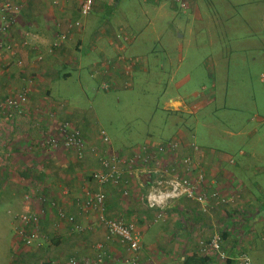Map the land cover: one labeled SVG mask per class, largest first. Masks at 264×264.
<instances>
[{
	"label": "crops",
	"instance_id": "1",
	"mask_svg": "<svg viewBox=\"0 0 264 264\" xmlns=\"http://www.w3.org/2000/svg\"><path fill=\"white\" fill-rule=\"evenodd\" d=\"M5 1L15 3L20 8L7 33L12 51H0V102L5 96L20 91L24 85L29 92L23 114L15 116L13 122L0 119V222L7 224L6 215L13 210H20L24 191L28 188L32 191L31 187L35 186L33 191L45 198L41 203L34 202L33 208L42 211L40 229L47 240L39 248L26 247L14 238L11 241L3 231L0 232V264H36L41 261L44 264L45 260L60 261L71 256L91 263L98 252L95 250L96 244H101L105 252L104 264H129L126 262V244L117 238L106 239L104 230L97 226L88 232L75 231L56 216L55 208L58 207L67 215L73 214L77 224H90L95 213L81 212L78 201L82 200L85 191L99 189L105 194L106 215L131 224L140 232L141 247L137 264H203L201 255L197 254V240L210 236L214 227L223 232L222 246L231 256L238 246L235 240L237 236L245 234L250 228L264 232V186L258 181L264 173V167H257L254 163L256 156L251 151L241 148L235 152L222 151L198 146L193 141V130L188 124L191 122L189 118L195 117L198 108L214 100L215 96L213 85L216 84V73L213 64L210 67L213 72L209 73L208 79L200 80L199 90L191 89L186 93L182 90L199 75L189 69L193 66L188 60V50L192 46L182 51L184 30L187 34L196 32V27L206 22L203 15L193 8L185 16L183 29L177 30L180 41L174 45L176 48L172 50L173 44L171 48L160 47L162 51L159 54L163 56L164 63H173L169 80L178 78L179 92L164 101L168 117L171 118V127L174 128L172 134L160 140L147 138L128 146L112 141L109 142L111 148L108 151L130 156L140 144L176 140L177 148L172 154L157 156L160 166H174L182 157L190 156L194 165L187 175L194 176L197 171H201L205 176V192L216 190L223 196H238L240 201L227 210L221 205H214L208 213H203L195 200L182 197L172 201L155 222L147 223L158 211L144 205L145 174L139 171L129 174L122 165V182L105 184L100 188L89 176L91 171L100 168L92 154L86 153L82 158H77L71 150H42L38 145L42 136L54 134L60 123L68 122L79 129L87 142L107 150V145L99 137V130L103 128L93 126L91 118L79 103L81 99L76 98L75 101L66 96L70 90L66 80L70 78L71 69L80 74L84 67L89 79L95 80L97 90L104 79L112 84L103 91L131 87L134 74L138 70L148 69V62L143 57L146 53L139 52L135 42L138 35L127 31L125 25L108 12L111 5H116L115 0H93L92 10L86 16L80 15L78 11L82 0H0V5ZM74 20H79L78 27L70 25ZM209 20L220 21L216 14L210 15ZM230 24L226 29L235 26L234 23ZM122 33L128 35V39L124 40ZM60 35L64 36L63 40L58 39ZM157 40L160 44L161 38ZM56 42H60L59 46H53ZM171 50L177 58L176 64ZM207 54L197 58L194 56L192 60L197 66L207 67L208 62L216 60ZM152 55L155 64L163 69V63L157 61L158 55L154 50ZM17 60H21L22 64L17 65ZM101 60L111 61L107 75L93 71ZM205 81L211 84V88H206ZM192 97L195 99L190 100ZM69 100L74 103L71 104ZM243 121L241 124L244 123V126L251 123V119ZM255 130L252 128L248 132L252 135ZM226 134L228 137L234 136L232 131ZM124 188L129 191L127 194ZM245 200L246 205L243 204ZM246 247L255 262L264 263V239L256 237ZM53 248L55 251L52 253L56 254V258L49 255ZM64 254L68 255L67 258H63ZM208 264H232V260H213Z\"/></svg>",
	"mask_w": 264,
	"mask_h": 264
},
{
	"label": "rangeland",
	"instance_id": "2",
	"mask_svg": "<svg viewBox=\"0 0 264 264\" xmlns=\"http://www.w3.org/2000/svg\"><path fill=\"white\" fill-rule=\"evenodd\" d=\"M184 1L188 6L185 11H182L173 0H115L116 5H111L108 12L125 25L127 31L138 35L135 42L138 44V51L146 53L143 57L148 62V69L138 70L134 74L131 87L110 91H103L99 87L97 90L95 80L89 79L84 67L80 70V74L71 69L70 78L66 80L70 88L66 96L75 101L76 98L81 99L79 103L91 118L93 126L103 128L110 143L113 141L115 144L128 146L141 143L147 138L160 140L169 137L174 128L171 127V118L168 117L164 101L179 92L178 78L169 80V71L173 63H164L163 56L159 52L162 51L161 46L171 48L173 44L172 50L176 48L174 45L180 41L177 30L183 29L185 16L194 8L197 13L205 17L206 22L203 26L199 24L196 27V32L199 34L195 31L193 34H187L184 30L185 39L181 44L182 51L187 46H192L188 50V60L193 66L189 69L199 75L188 82V86H184L182 90L183 93L191 89L199 90L200 80L206 77L208 79L209 73L213 72L210 68L212 64L216 73V84L213 85L214 100L198 108L195 117H188L191 120L188 124L193 130V141L198 146L222 151L235 152L237 148L251 151L256 156L254 163L257 167H264V0ZM214 14L220 21L209 20L210 15ZM230 23H234L235 26L226 29V26H231ZM159 37L160 44L157 40ZM228 48H230L229 52ZM153 50L158 55L157 61H162L163 69L155 64ZM172 50V59L176 64L177 58L174 57ZM207 50H209L208 54ZM196 51L200 52L195 53ZM206 54L216 59L213 63L208 62L207 67L197 66L192 60L194 56L197 58ZM205 86L211 88V84L207 81ZM69 102L74 103L71 100ZM0 119L5 122L14 121L12 118L0 117ZM244 119H251V123L244 126V123L241 124ZM242 126L244 127L240 130ZM252 128L256 130L250 135L248 130ZM222 130L226 131L221 132ZM229 131L234 133L233 137H228L226 133ZM109 144L105 145L107 150L111 148ZM258 181L264 186V173L259 176ZM34 187H31L32 191ZM243 204H247L246 200ZM16 211L19 210H13L6 215L7 224L0 222V232L3 231L11 241L13 238L17 241L12 219ZM254 230L258 239L260 233L264 235V232ZM52 251L54 252L55 249L53 248L49 255L56 258V254ZM66 252L68 251L65 247L64 253ZM251 260L252 264H259L255 262L254 257H251ZM43 262L62 264L65 260L49 259ZM36 264H42V261Z\"/></svg>",
	"mask_w": 264,
	"mask_h": 264
},
{
	"label": "built area",
	"instance_id": "3",
	"mask_svg": "<svg viewBox=\"0 0 264 264\" xmlns=\"http://www.w3.org/2000/svg\"><path fill=\"white\" fill-rule=\"evenodd\" d=\"M173 1L178 4L182 11H185L188 7L184 0ZM92 6L93 0H82L78 8L79 14L82 16L88 15L92 10ZM19 8V5L8 1L0 5V51L3 53L12 51V47L7 40V33L14 22V17L18 13ZM70 25L78 27L80 22L79 20H74ZM122 34L124 40L128 39V35ZM63 38V35L58 37V39L62 40ZM59 44L60 42H56L53 46H59ZM16 64L21 65V60H17ZM110 64V60L98 61L93 71L107 75ZM111 84L110 81L104 79L100 81L99 88L106 90L110 88ZM28 92V87L24 86L20 91L5 96L0 102V115L6 119H13L15 116L23 114ZM99 137L104 145L109 144V138L103 129L99 130ZM38 145L42 150L68 149L74 152L77 158H82L86 153L92 154L99 163L100 168L91 171L89 176L100 188L105 184H119L122 182V165L125 166L124 170L129 174L132 172L134 174L138 171L145 174L147 183L143 193L144 205L148 209L158 211L153 215L154 217L146 221L147 223L155 222L172 201L182 197L195 200L203 213H208L214 205H221L227 210L240 201L237 199L238 196H223L216 190L205 192L203 187L205 176L201 171H197L194 176L187 175L194 165L190 156L182 157L174 166H160L157 156L160 154H172L177 148V141L173 139H167L158 144L143 143L134 149L130 156H122L90 144L85 140L78 128L68 122H62L57 126L54 134L42 136ZM191 145L196 149L194 144ZM123 191L125 194L129 192L127 188H124ZM42 201H45L44 196H40L31 190L24 191L22 195V207L12 218L14 235L21 245L39 248L47 240V236L40 229L42 211L41 209L33 208L34 202L36 204ZM78 202L80 203L78 204L81 212L95 213L94 219L90 224L85 226L77 224L75 221L76 217L73 214L67 215L58 207L55 208L56 216L71 225L75 231L88 232L93 230L95 226L103 229L106 239L115 237L126 244L128 252L126 262L137 264L141 247L140 232L133 225L125 224L121 220L106 215L104 192L101 189L94 192L85 191L82 200ZM50 204L55 206L52 201H50ZM256 237L257 233L253 228L247 230L245 234L242 233L237 236L238 246L234 255L231 256L222 248L221 230L218 227H214L210 236L197 240V253L214 261L226 262L231 259L232 264H252L246 245L250 246L256 240ZM260 239H264V235L261 233ZM95 250H98V252L91 263L71 256L62 264H104L106 255L102 250V245L96 244Z\"/></svg>",
	"mask_w": 264,
	"mask_h": 264
},
{
	"label": "trees",
	"instance_id": "4",
	"mask_svg": "<svg viewBox=\"0 0 264 264\" xmlns=\"http://www.w3.org/2000/svg\"><path fill=\"white\" fill-rule=\"evenodd\" d=\"M249 230V229H248ZM247 231V230H246ZM223 232L221 231V238H222V240H223V237H224V235L222 234ZM235 240L236 241H238L237 240V238H235ZM223 242V241H222ZM238 243V242H237ZM222 248L224 249V247L222 246ZM225 250V249H224ZM226 251V250H225ZM228 253V252H227ZM198 254V253H197ZM202 257V259H203V264H208V262L209 261H213V260H211V259H207L205 256H201ZM44 264H46V263H44Z\"/></svg>",
	"mask_w": 264,
	"mask_h": 264
}]
</instances>
